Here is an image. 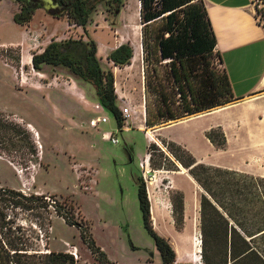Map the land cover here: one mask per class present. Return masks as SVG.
<instances>
[{
    "label": "rangeland",
    "instance_id": "1",
    "mask_svg": "<svg viewBox=\"0 0 264 264\" xmlns=\"http://www.w3.org/2000/svg\"><path fill=\"white\" fill-rule=\"evenodd\" d=\"M122 1L120 12H106L100 8L88 24L85 35L84 29L75 25L66 30L65 21L56 20L58 17L53 15L56 10L36 6L24 13L23 1L0 0V187L3 188L0 205L9 201L6 188L44 195L31 202L32 208H8L11 219L0 231V264H19V259L23 264L29 260L27 256L8 254L12 245L21 241H27L33 252L43 253L70 252L77 246L79 256L74 257L79 264H102L83 240L80 223L115 264H163L154 238L144 224L139 200L140 163L148 152L152 167L168 170L157 172L149 183L144 176L142 178L150 200L152 225L175 248L174 264H218L220 261L214 255L210 233L204 235L202 231L203 188L188 174L172 172L183 170L184 165L164 140L196 133L190 142L193 149L179 143L200 161L247 168L245 162L253 152L248 149L251 136L244 126L237 136L232 135L229 148L221 150L200 132L203 126L229 119L233 114L231 109L208 113L164 129L161 128L164 123L145 126L140 2ZM262 14L260 19L264 25V9ZM64 32L72 38L91 37L100 47L97 55L103 66L117 75V93L126 100L118 99L117 104L130 107L128 115L120 107L124 117L122 127L110 109H100L93 86L76 79L79 86H71L70 78L61 68L45 66L43 71L34 68L33 55L42 52L50 39ZM125 42L132 45L135 58L128 66H115L107 55ZM70 96L80 100L79 105L73 106L79 111L74 119H63L55 110L53 113L47 110L45 97L55 100H52L53 108L58 106V99H63V107L59 106L66 108L69 105L65 99ZM98 115H107L108 120L92 126L90 120ZM110 134L117 136L119 142H114ZM154 141L159 148L150 145ZM258 142L253 140L251 149L254 143L256 148L260 147ZM252 166L249 173L264 175V166ZM179 197L184 203L180 223L175 217ZM185 200L190 210L188 214L185 213ZM58 202L68 207L69 221L56 211L54 205ZM196 240L201 242V252L194 246ZM35 261L40 263L41 258L36 257Z\"/></svg>",
    "mask_w": 264,
    "mask_h": 264
},
{
    "label": "trees",
    "instance_id": "2",
    "mask_svg": "<svg viewBox=\"0 0 264 264\" xmlns=\"http://www.w3.org/2000/svg\"><path fill=\"white\" fill-rule=\"evenodd\" d=\"M61 6L53 14L66 17L75 26H87L100 8L106 12L121 10L122 0H55ZM142 24V53L146 125L155 126L188 115L225 105L235 99L230 78L217 50V37L204 0H139ZM29 9H25L27 13ZM29 17V16H26ZM89 37V35H88ZM96 41L89 37L53 39L42 52L35 53L32 63L37 71L45 66L61 68L80 83L95 89L98 101L110 109L119 124L124 117L117 104L115 74L103 66ZM134 50L130 43L119 45L108 54L116 66L131 64ZM207 137L217 148H225L227 137L221 125L212 126ZM169 150L187 167L192 177L203 188L201 194V222L204 235L214 241V255L218 264H264V175L200 161L184 145L164 140ZM159 148L154 141L150 144ZM150 154V152H148ZM161 155L167 158L164 151ZM151 158V154H150ZM183 166V167H184ZM155 168V167H154ZM175 169V168H173ZM139 180V200L144 224L154 238L163 264H174L177 253L170 241L160 234L151 222V205L142 174ZM3 188L0 187V194ZM6 205H0V231L11 219L8 208H32V201L44 195L26 194L19 189L6 188ZM3 194H5L3 192ZM55 209L67 221L69 209L56 203ZM184 203L177 199L175 217L183 218ZM83 240L102 264H115L97 244L95 238L80 223ZM203 255L207 257V241L203 239ZM27 241L12 245L8 254L27 256L23 264H79L69 251L43 253L32 251ZM41 258L40 263L35 259ZM208 261V259H207ZM21 264V260L17 261Z\"/></svg>",
    "mask_w": 264,
    "mask_h": 264
},
{
    "label": "crops",
    "instance_id": "3",
    "mask_svg": "<svg viewBox=\"0 0 264 264\" xmlns=\"http://www.w3.org/2000/svg\"><path fill=\"white\" fill-rule=\"evenodd\" d=\"M204 1L207 6L209 17L211 19L217 37V50L220 52L223 58V66L225 67L230 78L235 99L225 105L218 106L210 110L197 112L181 119L173 120L169 123L161 125V128L164 129L167 126H173L179 122L190 121L192 119L202 117L208 113L229 109L233 110V114L229 116V119L221 122H216L215 124H211L208 126H203L200 129V132H202L204 136H206L208 142L216 147L207 137L206 132L209 127L211 128V126L221 125L227 137V145L225 148H216L222 150L229 148L232 135L237 136L238 130L245 126L248 130L249 135L251 136V144L253 140H258V143L260 145V147L256 148V143H254L252 149L251 144L248 145V149L253 152L249 154L245 162L247 168L231 165L225 166L217 163L210 164L221 165L248 172V170L253 167V164H256L258 166L257 168H260V166H264V25L257 19L251 0ZM59 19L65 21L66 30H69V27L73 26V24H71L67 18H56V20ZM68 38L71 37L66 32H64L61 36L56 37L55 40H63ZM79 38L87 40L86 36ZM50 41H52V39H50ZM117 46L118 45L114 46L113 48ZM98 50H100L99 46ZM67 77L70 78L68 79V82L71 86L72 84H76L77 86H79L74 77L69 74H67ZM115 85H117L116 74ZM118 99L126 101L125 99H123L122 95H118ZM45 100L48 104L47 110L51 113H53L55 110V113L63 119H74L75 115H77L79 112L77 111L78 109L76 107H73L75 105H79L80 100L78 99V97H66V104L69 105L66 108H62L63 99H56V104L58 105L55 107L56 109L51 106L52 100L54 99H52L51 97H45ZM96 101L98 105H100V109H104L102 104L98 100ZM123 104L124 103L119 106L123 107ZM59 105H61L62 107ZM87 106L88 108L91 107V105L89 104ZM143 106V122L147 127L145 102ZM195 134L196 133H188L184 137L174 136V139H170L167 137L163 138L174 140L178 143L181 142L182 144L184 143L186 146L193 149L190 142L192 141V137ZM154 139L158 140L155 137ZM255 154H257V156H255ZM148 155L150 154L148 153ZM260 158H262V160H259ZM182 168L183 170L181 171L179 169L173 170L172 172L174 174L186 173L195 182H197L189 173L187 168L185 169L183 166ZM189 212L190 210L187 207V200H185V213L188 214Z\"/></svg>",
    "mask_w": 264,
    "mask_h": 264
},
{
    "label": "built area",
    "instance_id": "4",
    "mask_svg": "<svg viewBox=\"0 0 264 264\" xmlns=\"http://www.w3.org/2000/svg\"><path fill=\"white\" fill-rule=\"evenodd\" d=\"M252 5H253V9H254V13L257 17V19L259 20V22H261V16H263L262 14V10L264 9V0H251ZM123 112L125 115H128L130 113V107L129 106H124L123 107ZM108 120V116L107 115H98L93 117L90 120V124L92 126H97L99 124L100 121H107ZM110 137L112 138V140L114 142H119V138L113 134H110ZM141 166V170H142V176H144V179L146 180V182H150L151 180H153L156 175L157 172H162V171H168V170H163V169H157L151 166L150 164V155H148L147 157L143 158V160L140 163ZM70 252L72 254H74V256L78 257V251H77V246H74V248L70 249Z\"/></svg>",
    "mask_w": 264,
    "mask_h": 264
},
{
    "label": "water",
    "instance_id": "5",
    "mask_svg": "<svg viewBox=\"0 0 264 264\" xmlns=\"http://www.w3.org/2000/svg\"><path fill=\"white\" fill-rule=\"evenodd\" d=\"M42 1H43V4H44V7L47 10H51V9H53V10H61L62 9V6L59 3H55L54 0H42ZM118 12H120V10ZM169 122H171V121L165 122L164 124L169 123Z\"/></svg>",
    "mask_w": 264,
    "mask_h": 264
},
{
    "label": "flooded vegetation",
    "instance_id": "6",
    "mask_svg": "<svg viewBox=\"0 0 264 264\" xmlns=\"http://www.w3.org/2000/svg\"><path fill=\"white\" fill-rule=\"evenodd\" d=\"M24 2L25 9L33 8L36 6H42L44 7L43 1L42 0H21ZM55 3H58L57 1L54 0ZM45 8V7H44ZM24 9V10H25Z\"/></svg>",
    "mask_w": 264,
    "mask_h": 264
},
{
    "label": "bare ground",
    "instance_id": "7",
    "mask_svg": "<svg viewBox=\"0 0 264 264\" xmlns=\"http://www.w3.org/2000/svg\"><path fill=\"white\" fill-rule=\"evenodd\" d=\"M135 58V57H134ZM28 62H31V58H30V60L28 61ZM29 127L31 128V130L32 131H35V129H34V127L32 128V125H30L29 124ZM36 133V132H35ZM37 134V133H36ZM194 246H196V248H197V252H199L200 251V244H201V242L200 241H198V240H196V242H194ZM201 252V251H200Z\"/></svg>",
    "mask_w": 264,
    "mask_h": 264
}]
</instances>
